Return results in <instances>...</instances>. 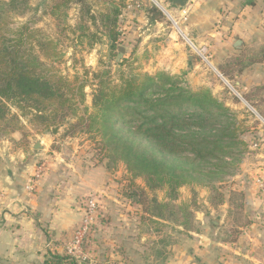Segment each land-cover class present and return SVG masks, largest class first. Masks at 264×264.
Instances as JSON below:
<instances>
[{
	"label": "rangeland",
	"instance_id": "374dc122",
	"mask_svg": "<svg viewBox=\"0 0 264 264\" xmlns=\"http://www.w3.org/2000/svg\"><path fill=\"white\" fill-rule=\"evenodd\" d=\"M10 2L11 0H0V17L4 23L8 24L9 30H17L24 25L35 30L29 35L28 42L40 61L48 66L47 69L66 78L74 86L83 84L84 94L75 92L73 101L67 104V110L71 112V116L63 124H55L49 129L44 128L42 120L34 118L36 112L23 115L18 109L12 107L7 125L4 124V129L0 131L1 171L8 170L12 164L15 165L16 170L18 164L20 169L30 165L31 172L26 188L30 198L37 203L43 184L57 171L71 169L72 164L75 163L81 168L75 167L74 170H80L79 175L82 176L84 172L98 167L106 175L103 184L108 182V185L114 186L116 193L119 191V197H117L119 207L121 210L124 209L127 219L125 222L122 221L123 223L115 219L112 222L113 231L116 233L119 224L127 223L125 227L128 231L137 232L147 238H157L164 244L165 249L167 243L182 241V234L186 232L195 234L202 229L206 233L213 230L224 243L232 242L247 232L253 214L256 212L250 207L251 204L249 205L250 195L252 192H257L261 198H264L262 192L264 156H257L264 153L262 94H257L258 97H255L258 103H255L253 99L249 100L247 95L250 96V94H239L256 110L260 116L258 117L234 93L233 90H236V87L231 80L230 72L225 73L222 68L215 66L212 50H210L213 56L212 65L224 75L233 89L220 77L219 72L204 64H201L196 72L203 76L205 82L197 83L192 80V83H189V80L181 79L183 88L187 85L190 92L212 98L228 109L227 116L237 124H245L249 120L250 124L256 128L255 132H258L256 139L261 145L250 148L248 144L254 136V131H247L246 127H241L244 131L239 132V137L233 141L235 146L227 148L229 155L225 156L222 162L213 160L198 168L193 180L179 187L172 200L167 187L151 190L145 177H135L136 175L130 171L128 165L110 150L99 131V126L92 121L93 118L98 117V111L93 107V99L99 90L120 85L122 79H134L143 83L147 76H167L164 71L145 72V68L132 56L125 59L117 50V44L123 45L122 41L116 44V48L111 47L107 38L106 19L107 17L116 19L119 24L123 0H112L111 8L108 7L106 0L80 2L78 0H29L27 6L22 5L15 9L9 8ZM140 2L143 5L149 4V8L154 6L152 0ZM167 3L170 2L167 1ZM92 16L95 18L94 24L91 20ZM161 16L163 32L166 31L167 36L168 33L175 32L182 38L174 24L163 15ZM180 25L183 29V24L180 23ZM47 40L54 42L56 48V53L50 56L44 55L51 52L44 45ZM223 82L227 85L223 91L224 94L214 93V87L224 85ZM232 98L239 99L238 107L246 117L238 119V116L226 107V102L230 103L228 99ZM89 125H91L90 128ZM54 128L59 129L57 134L53 133ZM38 141L43 147L41 150L33 149L34 143ZM77 177H69V179L76 180ZM81 187L78 188L80 193L78 204L81 213L78 230L82 225L86 203L90 196H95L100 205L97 218L91 231L85 236L84 243L81 248L75 250L72 238L58 246L56 241H50L52 227L49 225L50 222L46 223L40 228L49 240L43 250L42 246L39 247L38 239L33 238L31 239L33 242L26 240V243H22L25 250L37 253L39 261L35 264H44L45 260L54 253L69 255L80 264H101L94 256L95 243L89 245V239L95 232L97 237L108 235L107 231H104V226L109 223V209L101 196V189L107 185L99 187L101 189L86 188V185ZM59 190L60 188L57 190L59 194V196L56 195L57 198L61 196L62 190ZM142 191L145 193L143 198ZM140 201L143 202L139 203ZM158 206L163 207L160 209ZM35 214L38 215V209ZM4 215L3 213L0 217ZM213 220H217L218 225L213 224ZM198 221L203 222V226L198 225ZM9 222L7 224L12 222V226L1 227L2 230L13 231L15 222ZM140 222L144 223L139 228ZM38 248H41V251ZM158 264H165V262L158 258Z\"/></svg>",
	"mask_w": 264,
	"mask_h": 264
},
{
	"label": "crops",
	"instance_id": "0c3cea01",
	"mask_svg": "<svg viewBox=\"0 0 264 264\" xmlns=\"http://www.w3.org/2000/svg\"><path fill=\"white\" fill-rule=\"evenodd\" d=\"M140 1L142 0L122 2L118 43L122 41L123 45L117 44V47L124 48V58L132 56L137 59L145 72L164 71L172 79L184 78L189 83L192 80L197 83L205 82L203 76L196 72L201 64L184 39L175 32L168 33L167 36L166 31L163 32L161 28V14L158 11V14H154L149 4L143 5ZM161 1L171 3V0ZM106 3L111 8L112 0H106ZM173 11L176 19L183 24L184 33L193 43L197 46H208L214 53L215 66L222 68L225 73L230 72L238 94H250L247 97L251 101L258 97L257 94H262L264 99V0L189 1L184 9L176 10L173 7ZM183 11L187 13L185 19ZM238 41L242 42L241 49L236 48ZM226 86L225 83L215 86L214 93L224 94ZM186 89H189L187 85ZM240 97L244 99L241 95ZM228 101L230 103L226 102V107L231 109L230 112L237 115L238 119L246 117L238 107L239 99L232 98ZM254 102L258 103L256 100ZM247 122L240 124V127L254 131L248 145L250 148L258 147L261 145L256 139L258 132H255L256 128L249 120ZM257 156H264V153ZM19 166L20 164L17 170L14 164L8 170H0V215L5 214L0 217V264L38 262L37 253L25 250L22 243H26V240L33 242V238L38 239L39 247L42 246L43 250L49 240L40 228L49 222L52 227L50 241H56L61 246L63 241L75 239L78 224L81 222L78 188L82 185L96 189L107 185L104 189H99L102 190L101 196L109 209V223L104 226L108 235L97 237L95 232L89 239V245L95 243L94 256L98 263L158 264L160 258L165 264H264V198L257 192L251 193L249 202L252 210L256 212L247 232L239 238L224 243L213 230L206 233L202 229L195 234H182V241L167 243L165 249L164 244L157 238H147L137 232L128 231L125 227L127 223L119 224L116 233L113 231L112 222L115 219L119 223L127 219L124 209L119 207V191L116 193L114 186L108 185V182L103 184L106 175L100 168L88 170L80 176V170L74 169L81 166L74 163L71 169L57 171L43 184L36 203L30 198L26 188L31 166L23 169ZM69 177L77 178L73 180ZM58 188L62 191L57 198ZM37 209L38 215L35 214ZM9 221L15 222L13 231L2 230L1 227L12 226V222L7 224ZM143 223L140 222L139 228ZM203 224L198 221V225ZM38 249L41 251V248Z\"/></svg>",
	"mask_w": 264,
	"mask_h": 264
},
{
	"label": "trees",
	"instance_id": "16d2710c",
	"mask_svg": "<svg viewBox=\"0 0 264 264\" xmlns=\"http://www.w3.org/2000/svg\"><path fill=\"white\" fill-rule=\"evenodd\" d=\"M28 2L11 0L8 6L15 9ZM91 20L94 24L93 16ZM106 20L107 38L116 48L119 24L110 17ZM7 26L0 17V131L12 107L23 115L36 112L34 118L42 120L45 129L63 124L71 116L67 104L75 92L84 94V85L74 86L47 69L28 42L35 30L28 25L17 30ZM46 42L51 52L44 55L55 54V43ZM93 107L98 117L92 121L110 150L135 177H145L151 190L167 187L172 200L179 187L193 180L198 168L213 160L222 162L229 155L227 148L235 146L233 141L244 131L227 116L228 109L212 98L190 92L181 80L169 76H147L143 83L122 79L120 85L99 90ZM141 195L143 198L145 193ZM44 264L80 263L69 255L54 253Z\"/></svg>",
	"mask_w": 264,
	"mask_h": 264
},
{
	"label": "built area",
	"instance_id": "2783aa9c",
	"mask_svg": "<svg viewBox=\"0 0 264 264\" xmlns=\"http://www.w3.org/2000/svg\"><path fill=\"white\" fill-rule=\"evenodd\" d=\"M152 1H153L152 3L154 4L153 8H155L161 15H163L164 17L169 19L174 24V26L176 27V29L178 30V32L180 33V35L182 36L184 41L187 43L192 54L198 59V62L200 64L211 66L218 73V71L212 65V62H211L213 56H212V52L210 51V48L208 46H205V45H203V46L195 45L193 43V41L189 38V36H187L184 33L182 26L180 25V23H181L180 20L176 19L172 5L170 3H167V1H161V0H152ZM204 1H208V0H190V2H194V3L195 2H204ZM182 13L184 16L183 19L187 18V13L184 11ZM219 75L223 80H225L220 73H219ZM227 84L229 85V87H231L233 89V87L228 82H227ZM233 91H234V93H236L239 96V94L236 90H233ZM242 101H244V103H246L248 105V107L251 109V111L255 115L260 117L259 114L256 112V110L252 106H250L244 99H242ZM262 192H263V196H264V185H262ZM99 209H100V205H99V202L97 201L96 197L90 196V198L88 199V201L86 203L82 225H81L80 229L77 231L76 237L74 239V244H75L74 249L75 250L81 248L82 244L84 243L85 236L91 231L92 225L94 224V221L97 218V215L99 213Z\"/></svg>",
	"mask_w": 264,
	"mask_h": 264
},
{
	"label": "water",
	"instance_id": "95a60500",
	"mask_svg": "<svg viewBox=\"0 0 264 264\" xmlns=\"http://www.w3.org/2000/svg\"><path fill=\"white\" fill-rule=\"evenodd\" d=\"M189 1H190V0H171V5H172L176 10H182V9H184V8L188 5ZM152 12H153L154 14H158V13H157V10H156L155 8H152ZM241 47H242V42H241V41H238L237 44H236V48H237V49H241ZM117 50H118V52H119L121 55H124L125 50H124L123 47L119 46V47L117 48ZM58 131H59L58 128H54V129H53V133H54V134H57ZM42 148H43V147H42L40 141L34 143L33 149H35V150H41ZM212 222H213V224L218 225V221H217V220H213Z\"/></svg>",
	"mask_w": 264,
	"mask_h": 264
}]
</instances>
